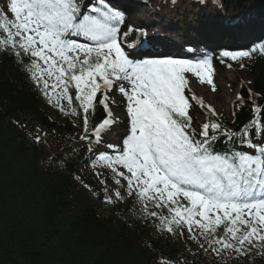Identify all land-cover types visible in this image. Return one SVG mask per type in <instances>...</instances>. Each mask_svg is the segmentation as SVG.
Masks as SVG:
<instances>
[{
    "label": "snow or ice",
    "instance_id": "obj_1",
    "mask_svg": "<svg viewBox=\"0 0 264 264\" xmlns=\"http://www.w3.org/2000/svg\"><path fill=\"white\" fill-rule=\"evenodd\" d=\"M5 3L0 51L15 57L49 103L55 97L62 112L66 101L68 114H82L80 140L87 151L93 152V139L99 146L117 123L108 93L118 90L125 98L129 128L122 144L109 143L110 151L97 147L94 153V164L110 170L119 186L111 194L105 188L107 202L124 200L123 188L159 232L182 237L186 230L199 249L218 257L264 249V146L253 142L255 135L264 140V107L254 104L255 118L233 131L203 98L186 95L188 74L215 90L211 55L142 58L139 47L147 30L129 25L122 32L127 14L113 0ZM136 34L139 42L129 43ZM257 53L264 55V42L250 50L222 51L220 57L237 61ZM191 101L207 109L199 131L192 127ZM97 104L106 116L89 128ZM43 135L38 130L35 141L40 143ZM153 209H167V215Z\"/></svg>",
    "mask_w": 264,
    "mask_h": 264
},
{
    "label": "trees",
    "instance_id": "obj_2",
    "mask_svg": "<svg viewBox=\"0 0 264 264\" xmlns=\"http://www.w3.org/2000/svg\"><path fill=\"white\" fill-rule=\"evenodd\" d=\"M220 1L226 9L264 10V0ZM243 64L248 80L241 81L243 100L232 104V123L221 117L233 131L255 118L254 104L264 107V55L253 54ZM68 112L47 103L15 57L0 51V264H264V249L218 257L192 240L186 246L185 232L182 237L159 232L134 196L107 202L101 169L84 161L85 143L69 138L84 127L83 116ZM102 115L97 104L89 128ZM38 130L45 134L40 143L34 140ZM50 137L57 145H42Z\"/></svg>",
    "mask_w": 264,
    "mask_h": 264
},
{
    "label": "rangeland",
    "instance_id": "obj_3",
    "mask_svg": "<svg viewBox=\"0 0 264 264\" xmlns=\"http://www.w3.org/2000/svg\"><path fill=\"white\" fill-rule=\"evenodd\" d=\"M116 3V2H115ZM118 4V3H116ZM213 7V3L210 4ZM188 8H190V5L188 4L187 7H185V10H188ZM128 11H131V15H129V20L131 21L130 23H135V21L137 19H141V20H147V16L146 13L144 11L143 8H139L138 11H134V8L130 7ZM183 11V8L181 9V12ZM193 12H191L190 10H188L186 12V17L191 19L194 17V15H196L195 13H198V7L195 6V8L192 10ZM228 14H230L231 9H228ZM133 12V13H132ZM139 14V15H136ZM145 14V15H144ZM202 15V14H201ZM181 16V15H179ZM151 18V17H149ZM168 25L169 24L167 23ZM162 25V23L160 25H158L155 28H160ZM171 32V30L169 28H164L163 34L165 33H169ZM162 37H164L162 35ZM174 38V37H173ZM181 39H177V42L179 44L180 47H182V43L181 41H179ZM214 72H213V82L215 84V90H213L212 86L209 85L207 82L201 83L198 78H196L194 75L188 74V86H189V90H194V92L192 94H195V96L197 97H201L204 100V103L206 105H210L216 113L218 114H222L225 117L230 118V104L231 101L233 100V98L236 95V90L237 87L234 88L231 83L234 82V79L236 76L239 77H245V70H243L240 65H239V61H235L234 63V69L230 68V67H226L223 66V69H219L215 66V64H212ZM121 101V97L119 96H115L114 99L108 103L109 109L111 110L112 114H113V119L116 116H119V118H122L123 115L120 116L119 114V109H118V104ZM51 112V111H50ZM52 114V112L50 113ZM53 115V114H52ZM190 115L193 117V128L196 129L197 131L200 130V126L203 123V118L200 115V113L198 112V110L193 109L190 111ZM119 130H117L116 128H111L110 130H107L104 134H103V138L101 140V143L106 140L105 137L111 135H114V133ZM108 141V139H107ZM107 144V142H106ZM101 147H103L101 145ZM107 151V150H104ZM113 177L111 175L106 174V181L108 183H110V178ZM121 184L125 185L122 181ZM113 188H119L118 185H113ZM122 190V188L120 189ZM101 214H105V213H101Z\"/></svg>",
    "mask_w": 264,
    "mask_h": 264
},
{
    "label": "bare ground",
    "instance_id": "obj_4",
    "mask_svg": "<svg viewBox=\"0 0 264 264\" xmlns=\"http://www.w3.org/2000/svg\"><path fill=\"white\" fill-rule=\"evenodd\" d=\"M149 6V5H148ZM237 11H241V12H243L242 10H240L239 9V7H237ZM206 11V10H205ZM259 12H264V10L263 9H261ZM197 16H202L199 12L198 13H195ZM136 15H139V14H137L136 13ZM205 15V18H207V19H210L211 18V14H203V16ZM244 22H247V21H244ZM215 24V23H214ZM232 24V23H231ZM230 24V25H231ZM229 25V26H230ZM229 26H225V28H223V29H218V30H216V29H214L213 31H212V33L213 34H224V31L226 30V29H228L229 28ZM264 29V20H262V19H259V21L256 23V25L254 26V32L256 33L257 31H259L260 29ZM186 30V29H185ZM179 35V32H177V34L174 36V37H177ZM230 35H234L233 34V32L230 34ZM180 38V37H179ZM211 40V42H213V38H211L210 39ZM233 43H235V44H243V42L242 41H240V42H236V41H234ZM164 52H167L166 50H163ZM238 78V80H240V81H246V82H248V80H246V79H244V77H239V76H236V79ZM236 79H234V81H237ZM238 85H241L242 86V84L241 83H239ZM256 136V135H255ZM253 142H257L256 140H254L253 139ZM261 142H263V141H261ZM225 143V142H224ZM257 144H261V143H257ZM185 233H186V238H184V244L186 245V246H189L190 245V240L191 239H189V235H188V233H187V231L185 230ZM211 254V253H210Z\"/></svg>",
    "mask_w": 264,
    "mask_h": 264
}]
</instances>
